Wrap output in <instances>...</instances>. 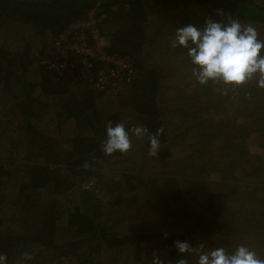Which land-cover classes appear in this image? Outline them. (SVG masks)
<instances>
[{"label": "trees", "instance_id": "16d2710c", "mask_svg": "<svg viewBox=\"0 0 264 264\" xmlns=\"http://www.w3.org/2000/svg\"><path fill=\"white\" fill-rule=\"evenodd\" d=\"M153 1L162 16L169 12L165 9L175 13L181 12V5L195 4L226 14V23L233 18L264 26V5L254 0H0V29L11 24L31 28L42 40L37 57L28 44L16 51L0 46V140L10 145L9 139L17 135L14 154L21 157L0 162V206L13 209L12 226L7 228L0 217V254L7 255L6 264H96V257L107 252L111 264H152L154 251L165 264H176L180 258L197 264L191 261L193 254L178 253L176 241L195 248L197 239L217 234L215 248L233 253L247 246L245 240L253 231L257 234L252 250L264 259V89L253 81L225 95L223 85L218 90L212 83L185 81L192 87L190 94H180L186 87L173 88L175 93L166 101L176 111L166 115L173 108L162 100L165 75L142 59L151 40L148 8L153 13ZM92 13L101 18L98 28L107 39L106 51L128 57L133 64L134 75L121 103L124 110L103 114L99 100L105 93L61 80L48 63L54 62L55 39ZM187 60L185 67L191 71L188 56ZM102 67L94 61L92 72ZM229 106L234 118L228 123L223 119ZM126 115L135 122H125ZM43 117L49 118L47 123L56 122L58 136L41 127ZM109 121L113 126L123 122L130 135L134 126L146 127L149 135L162 127L160 149L151 160L172 163V173L180 178L165 186L151 179L135 183L131 172L105 180L100 173L104 164L122 156L102 151ZM66 126L72 131L62 136ZM189 130H194L198 143L174 162ZM254 132L260 153L250 149L248 139ZM85 163L90 165L87 170ZM207 176L217 178L212 182L217 189L199 190L198 179ZM93 178L95 185L85 191L82 186ZM10 181L17 182L18 189L8 194L4 187ZM244 193L254 204L243 212L241 227L228 206L238 205ZM175 210L183 217V229L176 220L168 224L174 229L163 234L166 223L153 219L152 212ZM146 218L148 222H137ZM25 251L32 255L30 261L22 260Z\"/></svg>", "mask_w": 264, "mask_h": 264}, {"label": "rangeland", "instance_id": "374dc122", "mask_svg": "<svg viewBox=\"0 0 264 264\" xmlns=\"http://www.w3.org/2000/svg\"><path fill=\"white\" fill-rule=\"evenodd\" d=\"M254 2L258 4L264 5V0H254ZM153 9V13L148 8L149 12V19L151 20V26L148 31L149 33V44H147V47L142 52V59L144 60L145 64L149 67H152L155 65L157 68H159L163 74L165 75V80L163 82V104L166 103L167 105H171L170 102H167L166 100L170 99L172 97L173 93L175 91H172L173 88H188L189 85H187L188 82H193L195 85V78L192 76V71H188L185 65H188L189 62L187 60V56L185 53L186 50H184L181 47H177L176 49H173L171 47V42L175 38V33L178 28H181L183 26H186L188 24H192L196 26L198 29H202L205 26V22L207 19H212L214 21L226 23L225 18L228 19L226 14L217 12V11H211L210 9L206 7H200L198 5L192 4L190 7L186 4V6L182 7L181 5V12H171L168 9H165L166 11H169L163 16L161 15L160 11H155L157 8V3L154 1L150 3ZM162 9L161 11H163ZM159 13V14H158ZM165 18H167V21H164ZM230 19V18H229ZM233 19V18H232ZM165 24V27L163 26ZM247 25V24H242ZM257 31L259 32L260 39L264 40V26L262 25H253ZM36 32L34 29L27 28V27H20L17 25H9L6 27H3L0 29V46H5L6 49H10L11 51H16L18 49L21 50L26 44L29 45V47L33 51L34 56H38V50L42 46V40L39 38V36H35ZM177 53V54H175ZM185 53V54H181ZM185 81L187 83H185ZM217 86L218 90H221L222 88L220 85ZM224 87V86H223ZM192 90V87H189L186 90H181L182 95L187 96L190 94V91ZM126 91V87H123L119 94L116 96L112 94H105L99 101L101 107H103V114L105 112H113V111H119L124 110L122 106V100H125L124 93ZM220 92V91H218ZM187 94V95H186ZM217 98H214V102L218 104L216 101ZM178 103V101H177ZM213 103H209L207 107H212ZM172 108L176 107L175 105H171ZM166 108V107H164ZM171 108V107H170ZM171 108V109H172ZM175 109L173 108L172 112H167L166 115H174L172 113H175ZM233 111V108L231 106L226 108L227 114L224 115V121L227 120V122H230V119L234 115H231ZM125 113V112H124ZM127 114V113H126ZM125 115V114H124ZM124 121L127 123L135 122L134 118L126 115ZM129 116V117H128ZM213 116V115H212ZM215 116V115H214ZM48 117V116H47ZM47 117H43L41 121H39V124L41 127L46 129V131H49V133L58 136L57 126L56 122H50L47 123L48 119ZM254 119V117H251V121ZM241 120V119H240ZM177 118L175 120V124H177ZM242 121V120H241ZM174 125V124H173ZM175 127V126H174ZM1 126H0V132H1ZM177 129V128H176ZM72 131V129L69 126H66L62 129V136H67ZM176 130H173V133ZM179 133L183 130H177ZM177 131L175 133H177ZM195 135L194 130H189V133L187 137L182 139V142L179 143L178 146V152L177 155L173 161L180 162L181 160H178L182 155H185L186 151H193V145L198 143V139H193ZM250 138L248 139L249 142H251L252 147L250 148L254 152H261V149H259V142L257 137H255L257 132L251 133ZM255 135V136H254ZM17 135H14L9 141L11 142L10 145H7V142L5 140H0V162H5L10 158H12L14 154V148H13V142L17 141ZM147 140V135H145L141 139H137L134 135H132V148L126 155H122L119 157H112L108 160L106 164H104L103 169L101 170V176L105 178V180L113 179L114 174L118 175L122 172H128L132 174L134 177L135 183H139L141 181H145L147 179H151L153 182H155L156 185H163L165 186L168 182H173L176 177L180 178V176L177 174V172L172 173V169H174V165L172 163H162L158 162L157 160L152 161L151 157L149 156V152L147 151L145 147V142ZM195 148V147H194ZM185 157V156H184ZM21 158L19 154L15 155L13 159L19 160ZM174 164V163H173ZM231 176V175H230ZM241 180V179H240ZM109 181V180H108ZM243 181V180H242ZM241 181V182H242ZM217 183V178L213 179L211 177H203L198 179V184L200 186L201 191H205L206 189L208 192L217 189L216 186L212 183ZM206 187V189H205ZM4 189L6 192H14L16 189H18V184L15 181H10L7 185H5ZM243 190V189H241ZM242 195V194H241ZM238 196V205L228 206L231 209V212L233 213V217L236 218L238 221L237 225L244 227L245 223H243L244 218H242L243 212L250 207L251 204H254L253 202H250L248 195L244 193V196ZM114 196V194H113ZM108 198V197H107ZM239 204H244V206H239ZM65 207L68 208V206ZM203 207L199 208V211H202ZM179 210L175 211H161V213H156V211H153V217L150 216L153 219H159L160 222L166 223L165 227L162 228L163 234H169L174 228L173 226L171 229L168 225L169 223L175 222L178 220L177 224H181V229H183V223L180 221L183 219V217H179L180 213H177ZM13 213V209L11 205H2L0 206V217L5 220V225L8 227L12 226L9 221V216ZM145 218V217H143ZM142 218V219H143ZM228 220L230 219L227 218ZM227 220V221H228ZM149 218H146L145 221H137L138 223L142 224L144 222H148ZM173 223V224H175ZM220 225H224L223 222L217 221ZM10 225V226H9ZM225 225H228L227 222H225ZM224 225V226H225ZM15 230H20V227H15ZM251 237L248 236L245 240L247 243V246L252 250V245H254L256 242L254 234H257L256 231L251 232ZM217 234L212 235L211 237H203L202 239H197L195 242L197 243V247L200 244H204L205 251L215 249L216 241L215 237ZM213 239V240H212ZM257 245V244H256ZM122 258V261L125 260V257H123V254L120 255ZM112 255H110L109 252L104 253L102 256H98L95 259L96 264H111V258ZM198 256L193 254L191 256V261L197 262ZM123 264V263H120Z\"/></svg>", "mask_w": 264, "mask_h": 264}, {"label": "clouds", "instance_id": "9594fccd", "mask_svg": "<svg viewBox=\"0 0 264 264\" xmlns=\"http://www.w3.org/2000/svg\"><path fill=\"white\" fill-rule=\"evenodd\" d=\"M181 47L186 50L192 65V76L200 85H223L224 94L228 90L242 88L255 81L256 86L264 89V40L251 24L242 25L239 20L229 19L227 23L207 19L205 26L198 29L192 24L178 28L171 47ZM164 129L158 128L149 135L143 126H134L131 135L123 122L113 126L109 121L106 128L107 138L102 142V151L106 156L116 152L126 155L132 148V135L137 139L149 135V156L155 157L160 149L159 137ZM85 170L90 168L88 163L83 165ZM95 179L86 182L82 187L90 191L95 185ZM166 238V237H165ZM175 247L183 254L198 256L197 264H264V259L257 256L254 250L245 245L238 246L233 253L218 247L205 251L204 244L193 247L188 242H175ZM152 264H165L157 252L152 253ZM32 255L25 251L22 260L30 261ZM7 255L0 254V264H6ZM176 264H189L185 258H180Z\"/></svg>", "mask_w": 264, "mask_h": 264}, {"label": "built area", "instance_id": "2783aa9c", "mask_svg": "<svg viewBox=\"0 0 264 264\" xmlns=\"http://www.w3.org/2000/svg\"><path fill=\"white\" fill-rule=\"evenodd\" d=\"M98 18L92 13L88 20L72 24L55 39L54 62L48 63L56 69L61 80L82 87L87 85L95 92L118 95L130 83L134 69L128 57L111 55L106 51L107 39L100 34ZM94 61L103 67L93 73Z\"/></svg>", "mask_w": 264, "mask_h": 264}]
</instances>
